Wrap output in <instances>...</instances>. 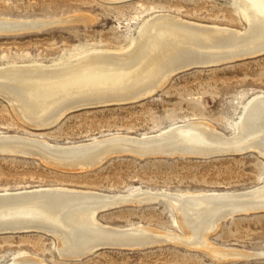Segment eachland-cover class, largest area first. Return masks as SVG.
<instances>
[{
    "label": "rangeland",
    "instance_id": "1",
    "mask_svg": "<svg viewBox=\"0 0 264 264\" xmlns=\"http://www.w3.org/2000/svg\"><path fill=\"white\" fill-rule=\"evenodd\" d=\"M163 13L202 25L240 31L247 27L234 0H0V17L69 20L35 33L0 36V67L55 65L95 48H127L142 25ZM261 95L264 54L188 69L173 75L145 100L84 107L41 130L22 121L0 96V134L50 144H78L116 134L145 136L177 124L205 122L232 136L247 105ZM263 183L264 156L251 150L212 158L119 156L78 172L60 169L36 156L0 155V193L67 187L115 196L136 194V203L100 212L96 220L114 229L141 225L170 235L143 249L110 248L70 259L61 256L58 241L50 234L5 233L0 234V264H12L22 256L40 258L46 264H264V211L223 220L206 236L207 246L218 251L212 253L190 243L175 207L140 196L234 192ZM222 252L237 254L222 256Z\"/></svg>",
    "mask_w": 264,
    "mask_h": 264
},
{
    "label": "bare ground",
    "instance_id": "2",
    "mask_svg": "<svg viewBox=\"0 0 264 264\" xmlns=\"http://www.w3.org/2000/svg\"><path fill=\"white\" fill-rule=\"evenodd\" d=\"M234 1L247 22L244 31L187 22L163 13L142 25L139 36L125 49L95 48L55 65L0 67V96L22 121L28 122L26 124L36 129L45 128L55 125L71 109L106 105L128 96L153 93L163 88L180 67L216 65L264 54V0ZM28 21L48 22L0 17V26L13 28ZM120 102L128 100L117 103ZM245 109L232 136L205 122H187L150 135L116 134L78 144H50L41 139L0 134V144L4 143L0 146L17 151L24 149L60 169L77 172L85 169L69 167L64 161L89 157L106 149L108 143L124 146L144 141L173 153L191 155L251 150L264 156V95L255 97ZM164 194L175 202L171 206L177 209L180 225L187 229L190 243L205 246L212 253L218 251L207 246L206 236L215 231L223 216L234 211L264 210V183L234 192ZM112 197L116 198L115 195L67 187L2 192L0 231L28 225L43 229L57 239L59 253L67 258L83 253L100 240L138 243L149 239L153 245L170 236L141 225L122 230L100 224L96 220V209ZM233 253L221 254H237ZM12 264L46 263L40 258L22 256Z\"/></svg>",
    "mask_w": 264,
    "mask_h": 264
},
{
    "label": "water",
    "instance_id": "3",
    "mask_svg": "<svg viewBox=\"0 0 264 264\" xmlns=\"http://www.w3.org/2000/svg\"><path fill=\"white\" fill-rule=\"evenodd\" d=\"M106 1H113V2H120V1H127V0H106ZM69 20L68 19H59L57 21H48V22H41L40 24H36L35 21H28L23 23L22 25L16 26V27H4V26H0V36H16V35H23V34H29V33H35V32H39L45 29H49L51 27H55L57 25H61L64 23H67ZM229 62V61H226ZM224 63V62H223ZM217 65V64H216ZM206 66V65H205ZM205 66H201V65H197V64H193V65H189V69L192 68H200V67H205ZM207 66H213V65H207ZM186 66L180 67L177 71L176 74L186 71L188 69H185ZM175 75V74H173ZM172 77V76H171ZM157 91V90H156ZM155 91V92H156ZM153 93H144L142 95H138L136 96H132V97H126L125 98H121L118 99L116 101H113L114 103H109L107 105H111V104H116L119 101H125L128 100V102H120L117 104H126V103H133V102H137V101H141V100H145L148 97L152 96ZM129 98H137V99H130ZM4 100V99H3ZM97 107V106H96ZM88 108V107H85ZM79 109H83V108H79ZM75 110L78 109H71L68 113L73 112ZM67 113V114H68ZM52 127V126H51ZM46 128H50L49 127H43V128H38L37 130H41V129H46ZM149 142H130V143H126V145H117L114 143H108V146L106 149H102L97 151V153L90 155L89 157L86 158H82L81 160H72V161H64L66 165H68L69 167H74L75 169L77 168H84L87 170L96 168L97 166H99L100 164H102L103 162L114 158V157H119V156H130V157H137V158H148V157H154V156H159V157H198V158H212V157H216V156H222V155H227L230 152H214V153H210L209 155L206 154H198V155H191L190 153H173L170 152L168 150H166L164 147L160 146V145H156V144H149ZM4 144V143H2ZM2 144H0L1 146H3ZM112 145V146H111ZM115 145V146H113ZM0 146V155H11V154H18V155H26V156H34L35 154H31V152L29 151H25L23 149V151H17V150H13V149H7V148H3ZM29 152V153H28ZM258 153V152H256ZM259 154V153H258ZM260 155V154H259ZM40 156H38L39 158ZM72 165V166H70ZM142 196H144L145 198H147V201L150 200H161L164 201L170 205H172L171 203H175L172 201V198L169 197V195L164 194V193H160V194H141ZM137 195L136 194H130V195H125V196H116L109 198L106 200L105 203L100 204L96 209V214L95 216L103 211L112 209L114 207H117L118 205H122V204H126V203H136L137 202ZM150 197H153V199H150ZM174 205V204H173ZM264 211L263 209H258V210H254V211H250V210H245V211H241V212H237L234 211L232 213H229V215H225L222 217V219L220 220V222H222L223 220L235 217L236 215H240V214H247V213H256V212H262ZM32 231H37V232H41V233H45V234H49L48 232H46L43 229H39L38 227H33V226H25V227H18L15 229H10V230H6V231H0V234H5V233H27V232H32ZM153 242L149 239H145V240H141L138 243H128L126 241H121V240H100L96 245H93L90 247V249H87L85 251H83V253L76 255L75 257H82L85 255H89L91 253L97 252L99 250H103V249H110V248H120V249H137V248H145L148 246H151V243ZM100 244V245H99ZM156 244V243H155ZM154 245V244H153ZM75 257H70V258H75Z\"/></svg>",
    "mask_w": 264,
    "mask_h": 264
}]
</instances>
